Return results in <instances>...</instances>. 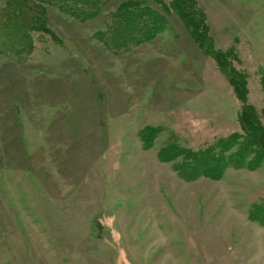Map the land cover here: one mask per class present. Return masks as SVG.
<instances>
[{
    "label": "rangeland",
    "instance_id": "rangeland-1",
    "mask_svg": "<svg viewBox=\"0 0 264 264\" xmlns=\"http://www.w3.org/2000/svg\"><path fill=\"white\" fill-rule=\"evenodd\" d=\"M126 1L44 6L31 54H0V264H264V157L232 141L243 105L264 126V0H193L209 52L172 0L149 41L106 48ZM220 148L238 168L201 175Z\"/></svg>",
    "mask_w": 264,
    "mask_h": 264
},
{
    "label": "trees",
    "instance_id": "trees-1",
    "mask_svg": "<svg viewBox=\"0 0 264 264\" xmlns=\"http://www.w3.org/2000/svg\"><path fill=\"white\" fill-rule=\"evenodd\" d=\"M79 1L81 0H0V54L3 57L13 58L17 62L24 61L31 54L34 49V40L30 37V32H46L44 19L40 16V11L42 12L44 6L56 7L60 12L78 21L95 18L101 12L98 0H90L89 3H93L92 5L82 3L81 5ZM171 4L174 12L180 15L181 21L187 26L194 41L206 52H209L212 41L209 33H207L208 25L203 14L196 9L194 1L172 0ZM153 6L154 8H152ZM121 8L116 10L119 15H122L119 19L121 22L114 20L117 18L116 14L108 15L110 17L109 22H117V27L112 25L108 30L107 38L109 41L107 38L102 40L108 49L113 45L128 44L130 46L132 44L138 46L149 41L152 36L164 28L165 24L161 19V12H168L164 0H127ZM122 21L126 23V26H122ZM118 23L122 24L119 25ZM118 27L121 35H125V37H117L119 41L114 43ZM134 33L140 35L133 39ZM122 39L123 41H121ZM116 48L112 50L116 51ZM126 49L128 48H124L121 52H126ZM215 55L221 63H225L226 54L216 51ZM248 107L243 105L245 111L241 121L244 132L235 136L232 141L233 143L237 142L234 147H239L236 155H242L241 158L244 159L246 156H251L260 160L264 157V126L253 112L246 111L249 110ZM155 135V132L149 129L145 130L146 139H152ZM221 150L220 148L219 152L215 154L214 165L211 170L204 173L200 172L201 175L219 178L224 169L229 168V166H238L234 163L231 155L226 158L227 160L221 158L223 156ZM198 174L195 175L200 176Z\"/></svg>",
    "mask_w": 264,
    "mask_h": 264
}]
</instances>
